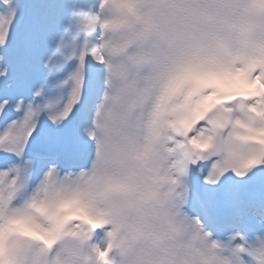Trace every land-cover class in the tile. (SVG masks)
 Segmentation results:
<instances>
[{
    "label": "snow or ice",
    "instance_id": "6c2138e0",
    "mask_svg": "<svg viewBox=\"0 0 264 264\" xmlns=\"http://www.w3.org/2000/svg\"><path fill=\"white\" fill-rule=\"evenodd\" d=\"M168 2L189 0H0V264H126L114 194L157 243L264 264V54L109 37ZM223 3L264 26V0Z\"/></svg>",
    "mask_w": 264,
    "mask_h": 264
},
{
    "label": "clouds",
    "instance_id": "9594fccd",
    "mask_svg": "<svg viewBox=\"0 0 264 264\" xmlns=\"http://www.w3.org/2000/svg\"><path fill=\"white\" fill-rule=\"evenodd\" d=\"M152 2L138 0L137 7L147 13ZM183 8L188 10H181ZM119 22V29L109 34L111 39L117 43L121 38L132 41L135 39L132 32H139L142 42H151L157 54L169 60L264 54V26L250 32L242 28L225 8L223 0H189L181 5L164 3L151 27L137 22L134 17L121 18ZM108 207L121 237L129 242L125 250L126 264H212L199 243L176 246L157 243L154 234H141L138 210L128 197L114 194ZM215 258L216 264H223L220 252L215 253ZM31 259L33 264H47L46 256L33 254Z\"/></svg>",
    "mask_w": 264,
    "mask_h": 264
}]
</instances>
